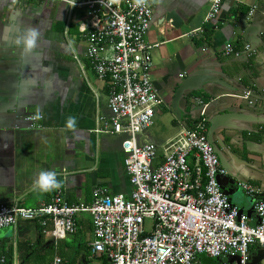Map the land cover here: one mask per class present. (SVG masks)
Instances as JSON below:
<instances>
[{"label":"crops","instance_id":"1","mask_svg":"<svg viewBox=\"0 0 264 264\" xmlns=\"http://www.w3.org/2000/svg\"><path fill=\"white\" fill-rule=\"evenodd\" d=\"M150 5L152 17L145 39L153 45L151 78L160 81L167 69L184 78L193 70L207 68L219 72L227 87L207 83L200 90H187L178 102L182 116L173 119L178 128L173 135L157 138L147 128L145 139L144 133L139 139L160 146L193 128L201 117L208 131L209 119L227 116L211 140L227 171L223 184L232 190V203L245 213L252 209L249 223H255L254 204L264 199V0H223L220 12L225 10V18L220 21L205 19L211 0H150ZM169 10L183 19L178 28L165 21ZM86 24L83 8L70 10L57 0H0V204L18 201L21 206L37 207L51 201L58 191L67 202L89 203L96 187L130 195L132 186L121 149L126 135L112 131L108 83L97 77L84 56L82 28ZM32 28L39 36L31 51L25 52L16 39ZM227 44L239 54L225 53ZM245 91L252 104L241 97ZM159 95L164 104L156 109L157 115L172 111L171 94ZM29 114L40 117L39 128H28L23 117ZM69 116L77 118V127H67ZM47 169L57 173L60 186L37 190L34 181ZM238 183L251 185L255 193L248 194ZM84 213L76 215L73 240L86 232L93 237L90 215ZM10 230L11 238L7 232L0 234V250L11 247L16 261H22L27 246L33 248L31 261H39L40 256L51 259L54 254L73 264L81 261L75 247L62 244L60 248L66 237L52 245L46 242L50 232L40 236L41 229L33 222ZM77 246H81L80 239ZM87 251L91 255L90 247ZM250 254L264 256V245H252ZM102 256L98 255L100 261ZM192 264L228 262L227 257L201 254Z\"/></svg>","mask_w":264,"mask_h":264},{"label":"built area","instance_id":"2","mask_svg":"<svg viewBox=\"0 0 264 264\" xmlns=\"http://www.w3.org/2000/svg\"><path fill=\"white\" fill-rule=\"evenodd\" d=\"M57 1L70 10H84V56L97 77L108 83L109 124L114 133L126 135L121 149L132 190L124 196L96 187L89 203L67 202L58 191L37 207L18 201L0 204V228L15 231L24 222H35L56 241L76 233V215L85 212L93 228L91 255H103L109 264H192L201 254L236 256L239 264H247L251 246L264 245V199L254 204L257 220L249 223V216L239 213L222 192L218 176L226 170L206 138L205 119L160 146L139 139L164 104L151 78L153 45L145 39L152 17L150 0ZM222 1L211 0L206 20L219 14ZM231 51L239 54L227 44L225 53ZM241 97L253 103L249 92ZM23 119L29 129L40 127L35 114ZM239 187L255 193L249 184ZM18 263L13 251L11 264ZM50 264L64 260L54 254Z\"/></svg>","mask_w":264,"mask_h":264},{"label":"water","instance_id":"3","mask_svg":"<svg viewBox=\"0 0 264 264\" xmlns=\"http://www.w3.org/2000/svg\"><path fill=\"white\" fill-rule=\"evenodd\" d=\"M165 21L169 22L170 25L174 28H178L183 19L174 11V10H169L165 14ZM225 18V10H222L217 16L216 19L217 21H220ZM251 48L249 47L247 50H250ZM175 59L177 60L179 69L183 71L184 67L181 64V61L178 57V55H175ZM153 86L155 90L158 93H169L170 98H171V109L173 114L177 119H180L182 116V112L179 109L178 102L183 97L184 93L189 90H200L204 84L207 83H216L220 84L222 86H226L227 82L224 81L223 78H220V74L217 71L209 70L207 68H198L196 70H193L189 75L185 76L184 78H178L177 74H175L174 71L167 69L166 73L162 76L161 80H155L152 79ZM228 115V114H225ZM26 116V115H25ZM24 116V117H25ZM23 117V118H24ZM227 116L223 115H218L215 117H212L209 119V128L207 131V140L208 142L212 145L216 155H218L217 150L214 147V144L211 140V134L214 131L215 128L218 127L219 122L222 120H225ZM29 128V126H28ZM227 176V171L225 175H219L218 180L220 183V187L222 189V192L228 196L230 202L231 197L230 194H232V190L228 187H226L225 183L223 184V179H226ZM228 177V176H227ZM229 182H233L232 179H228ZM239 185V183H238ZM233 204V203H232ZM239 213L245 212L243 208H238ZM253 210H248L246 211V214H251ZM264 259V256L262 255H257V256H250V259L247 264H261L262 260ZM227 262L228 264H239V259L238 257H227Z\"/></svg>","mask_w":264,"mask_h":264},{"label":"rangeland","instance_id":"4","mask_svg":"<svg viewBox=\"0 0 264 264\" xmlns=\"http://www.w3.org/2000/svg\"><path fill=\"white\" fill-rule=\"evenodd\" d=\"M158 115L160 116V119ZM158 115L156 112L154 119H153L154 124L151 127H149V129H147L148 133H151L152 135L155 134L157 138L161 136H167V137L172 136L173 131L178 129L177 127H175L173 123L174 122L173 119L175 118V116L173 115L172 111L168 109L166 111H161L160 114ZM146 131L143 132L144 134L142 133L143 134L142 140L145 139L144 135ZM84 215L85 216L87 215L89 217V215L86 213H84ZM3 232H7L9 234V237L10 238L12 237V233H10L12 231L10 230V228L8 227L0 228V234ZM74 238L75 236L73 234H67L65 240L60 243V248L62 247V244L64 245L63 248L64 247H70V248L75 247L74 250L77 251V254L80 253L79 257L81 259V261H76L77 264H109L108 262L104 263L103 261H100L98 259V255L91 256L90 253L87 251L89 244L93 241V237L89 234V232H86L84 235H79L76 240H73ZM79 239L81 242L80 247L77 246ZM46 242H49L52 245L56 244V241L54 240V238L52 237L50 233L46 235ZM53 249H54V246H53ZM261 264H264V259L262 260Z\"/></svg>","mask_w":264,"mask_h":264},{"label":"clouds","instance_id":"5","mask_svg":"<svg viewBox=\"0 0 264 264\" xmlns=\"http://www.w3.org/2000/svg\"><path fill=\"white\" fill-rule=\"evenodd\" d=\"M39 32L37 29H29L25 34L17 37L16 44L23 47V51L28 52L35 46ZM68 128L77 127V118L75 116H69L66 121ZM60 182L57 179V173L54 170L47 169L42 170L38 178L34 181V187L37 190L48 191L55 187H59ZM66 237V236H65ZM13 260V252H12ZM12 263V262H11Z\"/></svg>","mask_w":264,"mask_h":264},{"label":"trees","instance_id":"6","mask_svg":"<svg viewBox=\"0 0 264 264\" xmlns=\"http://www.w3.org/2000/svg\"><path fill=\"white\" fill-rule=\"evenodd\" d=\"M34 224L36 225L37 228H40L39 225H37V223L34 222ZM39 235L42 236V231L41 230L39 231ZM17 247L20 248V245H17ZM32 249L33 248L27 246V248L25 249L24 258L22 259V261H19L18 264H50L51 259L50 258L45 259L46 256L45 257H41L40 256L39 257V261H31L32 260L31 256L34 254ZM12 252H13V250H12L11 247H8V248L0 250V256L3 257V261H4L3 264H11V262H12ZM100 258H102V261L104 263L108 262L107 259L104 256H102ZM64 264H73V261H66L65 260Z\"/></svg>","mask_w":264,"mask_h":264},{"label":"flooded vegetation","instance_id":"7","mask_svg":"<svg viewBox=\"0 0 264 264\" xmlns=\"http://www.w3.org/2000/svg\"><path fill=\"white\" fill-rule=\"evenodd\" d=\"M204 121H205V122H204V123H205V129H206V131H207V127H208V126H207V122H206V120H204ZM205 133H206V132H205Z\"/></svg>","mask_w":264,"mask_h":264}]
</instances>
